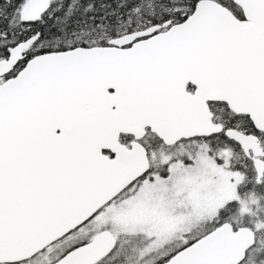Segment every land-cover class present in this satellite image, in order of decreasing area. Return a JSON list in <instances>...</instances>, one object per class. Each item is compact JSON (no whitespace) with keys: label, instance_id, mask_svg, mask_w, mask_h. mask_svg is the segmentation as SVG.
I'll return each mask as SVG.
<instances>
[{"label":"snow or ice","instance_id":"6c2138e0","mask_svg":"<svg viewBox=\"0 0 264 264\" xmlns=\"http://www.w3.org/2000/svg\"><path fill=\"white\" fill-rule=\"evenodd\" d=\"M0 264H264V0H0Z\"/></svg>","mask_w":264,"mask_h":264}]
</instances>
